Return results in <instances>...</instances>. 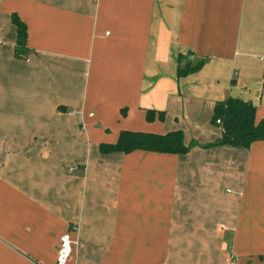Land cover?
I'll list each match as a JSON object with an SVG mask.
<instances>
[{
	"label": "crops",
	"instance_id": "obj_1",
	"mask_svg": "<svg viewBox=\"0 0 264 264\" xmlns=\"http://www.w3.org/2000/svg\"><path fill=\"white\" fill-rule=\"evenodd\" d=\"M262 55L264 0H0V264H54L63 233L65 264H264V139L212 119H264ZM120 130L187 151L101 152Z\"/></svg>",
	"mask_w": 264,
	"mask_h": 264
},
{
	"label": "trees",
	"instance_id": "obj_2",
	"mask_svg": "<svg viewBox=\"0 0 264 264\" xmlns=\"http://www.w3.org/2000/svg\"><path fill=\"white\" fill-rule=\"evenodd\" d=\"M10 20L15 26L14 54L20 56L24 47L25 26L15 14L10 15ZM194 66H184L177 69L181 75L195 69ZM254 106L246 100L237 97H227L213 106V121L220 120L221 135L213 144H230L248 146L257 139H264V119L254 122ZM148 117V116H147ZM101 152H128L133 149H144L156 152L183 154L187 147L183 144L181 132L171 130L164 133H150L132 130H120L113 143H100Z\"/></svg>",
	"mask_w": 264,
	"mask_h": 264
},
{
	"label": "built area",
	"instance_id": "obj_3",
	"mask_svg": "<svg viewBox=\"0 0 264 264\" xmlns=\"http://www.w3.org/2000/svg\"><path fill=\"white\" fill-rule=\"evenodd\" d=\"M260 60L264 62V55L260 56ZM215 123L220 124V120L216 118ZM71 243L72 240L69 237L68 233H63L60 235L58 240V245L56 248L54 256V264H65L68 260L71 252ZM226 264H230L234 261V256L232 253L227 254L225 258Z\"/></svg>",
	"mask_w": 264,
	"mask_h": 264
}]
</instances>
